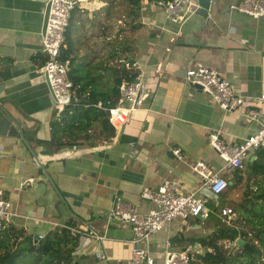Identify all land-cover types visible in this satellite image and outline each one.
<instances>
[{
    "label": "crops",
    "instance_id": "0c3cea01",
    "mask_svg": "<svg viewBox=\"0 0 264 264\" xmlns=\"http://www.w3.org/2000/svg\"><path fill=\"white\" fill-rule=\"evenodd\" d=\"M237 1L213 0L204 15L197 0L181 21H173L153 0H141L139 26L122 35L143 71L138 104L119 129L109 122L112 129L100 131L95 124L87 139L68 145L49 142L51 122L60 112L42 71L48 0H0V101L24 130L32 131L26 139L34 151L19 137L0 135V191L14 211L7 226L32 234L34 243L41 239L34 235L66 229L70 237L66 248L79 264H130L133 231L109 211L118 201L144 213L152 203L140 196L142 186L155 190L164 180H172L184 191L205 195L210 214L173 219L151 235L148 247L159 264L167 238L171 249L191 244L192 253L201 254L207 247L198 240L216 230L225 196L202 186L192 168L200 159L227 181L237 182L227 195L232 200L225 204L236 207L231 223L241 219L244 208L238 204L244 201L250 207L252 195L264 186V152L256 150L242 168L226 169L209 134L218 131L228 143H238L258 124L246 120L242 113L246 107L223 110L184 78L187 67L205 65L227 77L236 93L253 97L264 93V16L231 8ZM105 3H79L86 5L85 10L64 42L75 43L78 55L93 51L103 55L96 6ZM112 36L111 32L107 38ZM249 104L264 108L258 99ZM175 147L182 158L173 153ZM254 161L261 166L248 168ZM26 177L32 182L22 185ZM87 228L103 238L89 236Z\"/></svg>",
    "mask_w": 264,
    "mask_h": 264
},
{
    "label": "built area",
    "instance_id": "2783aa9c",
    "mask_svg": "<svg viewBox=\"0 0 264 264\" xmlns=\"http://www.w3.org/2000/svg\"><path fill=\"white\" fill-rule=\"evenodd\" d=\"M81 1L48 0L46 27L41 36L42 52L46 55L42 71L59 112L72 101L75 94L73 82L67 74L66 62L62 59V48L71 11ZM153 1L164 9L171 20L181 21L188 12V6L197 0ZM231 8L252 17L264 16V0H239L233 3ZM131 65L137 70V75L132 80L123 79L119 84L120 102L113 103L111 99H107L106 103L101 100L96 102L97 107L106 110L108 121L114 129H119L128 120L131 110L139 101L143 71L137 60L133 59ZM184 78L187 83L200 87L223 110L235 111L246 107L242 110L246 120L258 124L255 130L238 143H228L218 131L209 134V143L223 158L224 168H242L249 156L254 154L255 157L256 150L260 149L264 152V108L249 104L256 99L264 102V93L256 97L236 93L227 77L217 69L205 65L187 67ZM173 153L179 158L183 157L178 147L173 149ZM192 168L202 178V186L211 193L219 194L228 187L227 179L220 174V171L214 170L204 160H196ZM31 182L32 179L26 177L21 184L26 185ZM140 196L152 203L144 213H139L131 203L118 201L109 211L111 216L129 223L133 231L130 264H159L148 247L151 235L177 217L181 219L189 216L207 217L211 211L205 204L207 200L205 195H198L196 190L184 191L176 181L172 180H164L155 190L143 185ZM234 213L231 204H221L219 214L223 221L230 224ZM13 215L11 202L0 191V225L7 226ZM85 233L96 240L103 238L102 234L92 228H87ZM44 235L45 233H40L38 237L42 238ZM235 243V241H226L225 245L230 246ZM192 252L191 244L179 250L171 249L170 240L167 238L164 240L161 264H190Z\"/></svg>",
    "mask_w": 264,
    "mask_h": 264
},
{
    "label": "trees",
    "instance_id": "16d2710c",
    "mask_svg": "<svg viewBox=\"0 0 264 264\" xmlns=\"http://www.w3.org/2000/svg\"><path fill=\"white\" fill-rule=\"evenodd\" d=\"M125 1L124 11L129 17L125 25L132 32L139 26L136 18L141 0ZM85 7L78 4L72 9L65 40L74 20ZM101 7L103 17L98 15V27H102L104 33L102 56L100 53L95 55L94 51L91 55L89 52L78 55L75 43L63 44L62 59L73 82L76 100L66 105L60 116L51 122L50 143L71 145L87 139L95 124L99 125L100 131L111 130L106 110L97 107L96 102L106 103L111 99L113 103H119V84L123 79L132 80L137 75V70L131 65L134 59L132 46L122 37L126 27L118 26L115 36L107 39L109 27L105 21L112 16L115 0H107ZM129 56L131 60L125 63ZM260 164L254 161L247 167L255 168ZM236 185L234 181L228 187L233 189ZM251 199L250 207L244 201L238 204V208H244L241 219L229 224L219 218L216 230L198 240L207 249L201 254L192 253L190 264H264V186ZM238 239L243 242L238 244ZM69 240L66 229H61L47 233L34 243L32 234H22L11 226L0 225V264H72L74 256L71 249L66 248ZM226 241L236 243L226 246Z\"/></svg>",
    "mask_w": 264,
    "mask_h": 264
},
{
    "label": "water",
    "instance_id": "95a60500",
    "mask_svg": "<svg viewBox=\"0 0 264 264\" xmlns=\"http://www.w3.org/2000/svg\"><path fill=\"white\" fill-rule=\"evenodd\" d=\"M212 1L213 0H198V3L200 5V12L204 15H207L208 12L210 11L212 7ZM48 10H49V3H47L46 8H45V13H44V18H43V24H42V33L45 30L46 27V21H47V16H48ZM131 57H127L125 60V63H127ZM3 88V83H0V92ZM72 100L75 101L76 97L75 94H73ZM32 131L29 130H24L21 124L8 112V110L4 107V105L0 101V135H7L10 137H19L30 149L32 153H34L33 148L29 145L27 141V137L31 136ZM41 167H43L40 164ZM228 184H231L232 181L229 180L227 181ZM220 203L223 201V196L219 197ZM38 235H34L36 237ZM243 241L241 239L237 240V243H242ZM72 264H79L77 260L73 261Z\"/></svg>",
    "mask_w": 264,
    "mask_h": 264
},
{
    "label": "rangeland",
    "instance_id": "374dc122",
    "mask_svg": "<svg viewBox=\"0 0 264 264\" xmlns=\"http://www.w3.org/2000/svg\"><path fill=\"white\" fill-rule=\"evenodd\" d=\"M99 1L100 0H98V3H99ZM107 1V0H106ZM115 3H116V7L115 8H113V10H112V16L108 19V20H106L105 21V23L108 25V29H107V31H108V34L109 33H111L112 32V34H113V36L112 37H114L115 36V33H116V31H117V29H118V26L120 27V26H122V27H126V25H125V21H126V19H128L129 17L128 16H126L125 15V11H124V9H125V7H126V5H127V3H126V1L125 0H115ZM96 11L98 12L99 11V13H98V15L99 16H101V17H103V12H102V7L101 6H99V8L96 6ZM104 20V19H103ZM102 28V27H101ZM103 30V29H102ZM128 29H127V27H126V29L122 32L123 34H125V31H127ZM132 33V32H131ZM103 36H104V33H103ZM108 39V38H107ZM262 151V150H261ZM222 194H224V196H225V199H224V201H223V204H225V203H228L229 201H231L232 200V197H229V196H227L228 194L230 195V194H232V191L229 189V187H227L226 188V190H224V191H222L221 192ZM251 201H252V199H250ZM235 201V200H234ZM260 202V201H259ZM222 204V205H223ZM232 205V204H231ZM233 207H234V211L236 210V207L234 206V204L232 205ZM259 210H261L260 208H259ZM235 217V216H234ZM235 220V219H234ZM226 243V242H225ZM233 245H235V244H231L230 246H233Z\"/></svg>",
    "mask_w": 264,
    "mask_h": 264
}]
</instances>
